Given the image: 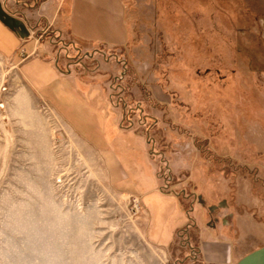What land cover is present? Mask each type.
<instances>
[{
  "label": "rangeland",
  "instance_id": "1",
  "mask_svg": "<svg viewBox=\"0 0 264 264\" xmlns=\"http://www.w3.org/2000/svg\"><path fill=\"white\" fill-rule=\"evenodd\" d=\"M26 3L16 15L29 31L38 23L41 35L70 40L69 0ZM121 5L120 62L85 57L78 76L98 79L104 96L80 81L54 86L92 146H106L107 127L129 140L118 156L132 191L0 59V264H174L187 253L176 233L190 205L202 264H235L264 245V0ZM195 199L224 223L206 228Z\"/></svg>",
  "mask_w": 264,
  "mask_h": 264
},
{
  "label": "crops",
  "instance_id": "2",
  "mask_svg": "<svg viewBox=\"0 0 264 264\" xmlns=\"http://www.w3.org/2000/svg\"><path fill=\"white\" fill-rule=\"evenodd\" d=\"M0 2L4 9L16 11V14H22V9L28 5L26 0H0ZM57 14L58 8L53 17L55 18ZM16 16L21 17V15ZM66 24V30L70 35L69 41L58 38L60 31H57V36L41 35L43 30L38 23H35L33 27L30 25L32 34L28 38L20 39L0 23V59L11 61L13 67L17 69L18 79L24 89L42 101L46 110L53 114L61 128L70 130L79 141L93 151L101 153L107 160L111 179L116 182L117 187L132 191L118 156L121 151L124 152L125 147L118 144L117 148H122L120 151L111 148L113 138L111 139L108 133V127L104 132L106 146L99 147L100 149L74 132L72 124L77 113L73 111V100L66 93L58 95L59 92L54 86L55 82L61 79L70 83L80 81L87 86L98 85L101 95L104 96L103 86L98 79L82 81L78 76L86 75L89 69L88 66H82L85 57H89L91 61V58L99 53L105 65L109 63L115 65L120 62L116 50L124 45L126 39L121 0H69L65 14ZM75 43L78 44V48L75 47ZM55 58L57 59L54 64ZM74 58H77L76 62H73ZM70 66L74 67V71H67ZM117 137L122 139L121 136ZM130 150L129 147L125 149L126 152Z\"/></svg>",
  "mask_w": 264,
  "mask_h": 264
},
{
  "label": "flooded vegetation",
  "instance_id": "3",
  "mask_svg": "<svg viewBox=\"0 0 264 264\" xmlns=\"http://www.w3.org/2000/svg\"><path fill=\"white\" fill-rule=\"evenodd\" d=\"M76 61L77 58H74L73 62ZM195 200V205L199 206L201 210H204L208 216V220L205 222L206 228L214 230L216 228L215 224L217 222H219V224L224 223L222 218H213L212 216L217 211L216 206L211 208V206H205V204L200 199ZM194 208L195 207H193V205H190V207L186 210L187 212L185 211L188 223L183 228L177 230L176 236L181 238V242L177 243V252L182 253L187 250V253L185 256H183L185 258L179 259L177 257L174 264H202L201 260L198 259V254L200 252V247L198 244L199 238H203V236L199 234L198 222L191 216L193 214Z\"/></svg>",
  "mask_w": 264,
  "mask_h": 264
},
{
  "label": "water",
  "instance_id": "4",
  "mask_svg": "<svg viewBox=\"0 0 264 264\" xmlns=\"http://www.w3.org/2000/svg\"><path fill=\"white\" fill-rule=\"evenodd\" d=\"M0 23L14 32L20 39L29 37L30 31L24 20L9 14L0 2ZM151 153V152H150ZM200 198V197H199ZM235 264H264V245L240 258Z\"/></svg>",
  "mask_w": 264,
  "mask_h": 264
},
{
  "label": "trees",
  "instance_id": "5",
  "mask_svg": "<svg viewBox=\"0 0 264 264\" xmlns=\"http://www.w3.org/2000/svg\"><path fill=\"white\" fill-rule=\"evenodd\" d=\"M65 27H66V29H67V24L65 25ZM137 109V108H136ZM139 109V108H138ZM148 127H149V125H146L145 126V130H147L148 129ZM118 144H121V147H126V145H127V142L125 141V140H123V139H121V138H117V139H114L112 142H111V144H110V146H111V148H115L117 151H120V149H122V148H117L118 147ZM116 145V146H115ZM157 177V176H156Z\"/></svg>",
  "mask_w": 264,
  "mask_h": 264
},
{
  "label": "built area",
  "instance_id": "6",
  "mask_svg": "<svg viewBox=\"0 0 264 264\" xmlns=\"http://www.w3.org/2000/svg\"><path fill=\"white\" fill-rule=\"evenodd\" d=\"M14 14H16L17 12L16 11H14L13 12ZM14 14H12V15H14ZM14 16H16V15H14ZM46 30V29H45ZM44 30V31H45ZM43 31V32H44ZM32 34V32L30 31V34H29V36ZM131 203H132V209L133 210H135V211H137L138 210V199L137 198H133L132 200H131Z\"/></svg>",
  "mask_w": 264,
  "mask_h": 264
}]
</instances>
